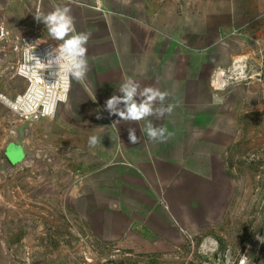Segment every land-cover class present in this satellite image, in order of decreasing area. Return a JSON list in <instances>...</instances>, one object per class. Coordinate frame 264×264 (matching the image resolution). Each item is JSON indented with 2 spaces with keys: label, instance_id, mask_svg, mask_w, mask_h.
I'll return each instance as SVG.
<instances>
[{
  "label": "rangeland",
  "instance_id": "obj_1",
  "mask_svg": "<svg viewBox=\"0 0 264 264\" xmlns=\"http://www.w3.org/2000/svg\"><path fill=\"white\" fill-rule=\"evenodd\" d=\"M57 6L89 71L54 118L0 105V264H264V0H0V25L59 45L35 19ZM129 77L170 93L165 142L104 109Z\"/></svg>",
  "mask_w": 264,
  "mask_h": 264
},
{
  "label": "clouds",
  "instance_id": "obj_2",
  "mask_svg": "<svg viewBox=\"0 0 264 264\" xmlns=\"http://www.w3.org/2000/svg\"><path fill=\"white\" fill-rule=\"evenodd\" d=\"M122 2L128 5L131 0H122ZM35 19L45 25L49 38L60 43L58 47L48 52L49 60L47 63H43L37 58L33 50L25 52V62L34 69H38L40 65H43L44 69H51L56 66L58 72L54 73V75L58 76V79L63 78L65 81L69 80V78L77 81L83 80L89 71L87 44L91 34L76 32L74 19L70 14V8L67 6H57L47 14L37 12ZM30 62L34 63L30 64ZM117 91L122 93V95L113 94L105 101L104 105V109L109 115L119 117L114 124H119L121 120L125 122H140L144 120L146 121L145 129L149 140L165 142L171 136V133L166 128L157 126L148 120L151 116L162 119L166 114L172 113L174 105L168 104L164 106L166 98L170 95L168 91H162L151 86L141 87L140 83L130 77L121 83ZM138 97L139 100L137 99ZM44 115L49 118H54L55 116V103L51 94H49L45 104ZM99 118L101 117L97 115V119ZM128 138L132 144L140 142L135 128H128ZM97 143H100L98 136L92 135L89 137L90 147H95ZM77 195L78 189L74 187L70 192V196L75 198ZM257 239L264 243V239L260 237H257ZM245 261L246 257L241 260V264H245Z\"/></svg>",
  "mask_w": 264,
  "mask_h": 264
},
{
  "label": "built area",
  "instance_id": "obj_3",
  "mask_svg": "<svg viewBox=\"0 0 264 264\" xmlns=\"http://www.w3.org/2000/svg\"><path fill=\"white\" fill-rule=\"evenodd\" d=\"M55 47H58L55 42L45 40L37 31L18 33L0 25V105L22 120L40 121L49 118L44 115L49 94L55 103V114L70 96L73 79H58V76L54 75L58 72L56 66L44 69V66L40 65L38 69H34L24 59L25 52L33 50L37 58L47 63V54ZM9 68L14 69L25 82L24 90L13 97L2 88L6 78L4 75ZM242 259L238 264H241ZM249 263L246 257L245 264Z\"/></svg>",
  "mask_w": 264,
  "mask_h": 264
},
{
  "label": "water",
  "instance_id": "obj_4",
  "mask_svg": "<svg viewBox=\"0 0 264 264\" xmlns=\"http://www.w3.org/2000/svg\"><path fill=\"white\" fill-rule=\"evenodd\" d=\"M10 153L17 154V156H20V157L22 156V153H21V151L19 149L13 150Z\"/></svg>",
  "mask_w": 264,
  "mask_h": 264
},
{
  "label": "crops",
  "instance_id": "obj_5",
  "mask_svg": "<svg viewBox=\"0 0 264 264\" xmlns=\"http://www.w3.org/2000/svg\"><path fill=\"white\" fill-rule=\"evenodd\" d=\"M13 150H16V149H13ZM13 150H12V151H13ZM19 150H20V149H19ZM20 151H21V150H20ZM10 152H11V151H10ZM21 153H22V151H21ZM9 155H10V153H9ZM9 155H8V157H9ZM21 157H22V156H21ZM21 157H20V158H21ZM262 259H263V261H264V252L262 253Z\"/></svg>",
  "mask_w": 264,
  "mask_h": 264
}]
</instances>
